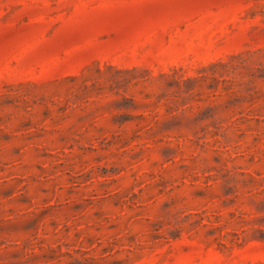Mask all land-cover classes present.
<instances>
[{"label":"rangeland","instance_id":"rangeland-1","mask_svg":"<svg viewBox=\"0 0 264 264\" xmlns=\"http://www.w3.org/2000/svg\"><path fill=\"white\" fill-rule=\"evenodd\" d=\"M0 264H264V0H0Z\"/></svg>","mask_w":264,"mask_h":264}]
</instances>
